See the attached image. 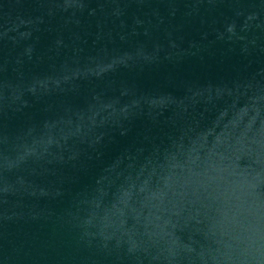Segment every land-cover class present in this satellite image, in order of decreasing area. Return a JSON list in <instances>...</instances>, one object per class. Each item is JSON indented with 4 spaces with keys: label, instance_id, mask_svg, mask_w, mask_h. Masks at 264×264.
Segmentation results:
<instances>
[{
    "label": "water",
    "instance_id": "obj_1",
    "mask_svg": "<svg viewBox=\"0 0 264 264\" xmlns=\"http://www.w3.org/2000/svg\"><path fill=\"white\" fill-rule=\"evenodd\" d=\"M0 264H264V0H0Z\"/></svg>",
    "mask_w": 264,
    "mask_h": 264
}]
</instances>
